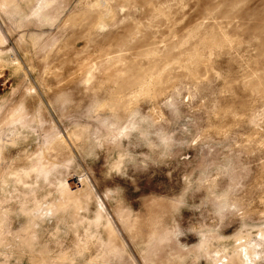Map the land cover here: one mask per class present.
I'll return each instance as SVG.
<instances>
[{"label": "rangeland", "instance_id": "obj_1", "mask_svg": "<svg viewBox=\"0 0 264 264\" xmlns=\"http://www.w3.org/2000/svg\"><path fill=\"white\" fill-rule=\"evenodd\" d=\"M0 264H264V0H0Z\"/></svg>", "mask_w": 264, "mask_h": 264}]
</instances>
